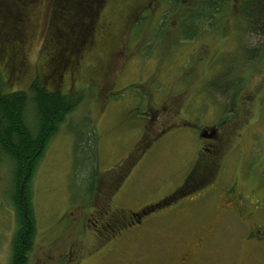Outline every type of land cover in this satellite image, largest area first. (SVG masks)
Segmentation results:
<instances>
[{"label":"rangeland","instance_id":"obj_1","mask_svg":"<svg viewBox=\"0 0 264 264\" xmlns=\"http://www.w3.org/2000/svg\"><path fill=\"white\" fill-rule=\"evenodd\" d=\"M54 7L55 0H35L25 3L21 10L9 0H0V79L5 91H29L39 80L50 91L83 97L49 143L31 183L37 233L28 264H159L189 250L195 264H264V250L243 242L245 226L239 225L236 218L226 220L215 204L211 207V203L194 202L183 208V214L173 207L157 209L143 225L133 228L136 233L126 227L130 210L145 209L180 184L201 147L199 132L207 127L217 129L218 135L232 130L222 158L223 170L238 178L247 196L264 207L263 38L248 33L245 21L239 18L234 19L228 31L230 26L219 17L222 31L218 35V52L196 55L190 49L163 55L175 69L173 78L186 75L187 79L176 88L183 94L180 120L193 123L166 134L152 152L138 161L139 152L135 154L133 150L144 132L138 123L145 115L135 109V100L142 93L137 84L127 85L141 82L139 66L132 64L131 70L118 83L115 81L117 92L105 102L101 76L112 50L89 53L78 73L70 76L74 67L71 55L50 61L53 44L59 45L52 39L45 46L46 19ZM125 8L108 14L118 27ZM205 13L211 14L209 10ZM109 45L114 43L109 41ZM157 47L148 51L156 52ZM254 50L257 58L251 60L249 53ZM152 56L146 70L155 65L156 55ZM163 63L160 60L159 67ZM173 78L158 82L163 93L169 90ZM27 118L35 122L31 107ZM92 130L98 135L93 149L88 140ZM77 136L83 142L79 148L75 146ZM146 137L142 145L150 136ZM202 152L208 153L205 149ZM96 155V173L105 175L95 183L91 167ZM125 156L127 160L107 174ZM12 168V162L0 153V264H10L17 231L11 199ZM131 169L123 191L114 201L109 200L106 189L111 178L117 179ZM112 214L117 221L102 228L100 222ZM254 221L264 224V211L250 223ZM207 237L209 243L198 247L197 241Z\"/></svg>","mask_w":264,"mask_h":264},{"label":"flooded vegetation","instance_id":"obj_2","mask_svg":"<svg viewBox=\"0 0 264 264\" xmlns=\"http://www.w3.org/2000/svg\"><path fill=\"white\" fill-rule=\"evenodd\" d=\"M251 2L252 0H104L88 30L91 41L87 46V54L101 53L107 48L112 50L101 76L106 92L105 102L106 98L114 96L117 92L115 91V81L118 83L120 77L131 70L132 64L139 66L138 73L141 82H131L127 85L128 87L137 84L136 87L142 93L135 100V109L142 111L145 115L138 123L144 132H142L133 150V153L136 152L135 154L139 152L138 161L142 159V156L145 158L147 154L152 152L155 145L167 136L166 134L193 123L192 120L188 119L180 120L183 103V99L180 98L183 97V94H180L176 88L178 83L182 82L181 80L187 79L185 78L186 75L173 78L175 69L171 67L172 64L168 65L165 62V57L162 56L173 54V51L174 53H186L190 49H192V54L196 55L218 52L220 49L217 42L218 35L222 31L219 29V17L223 18L230 26L228 31L232 30L231 25L234 19H242L246 23L248 33L264 40V32H257L251 28L250 18L246 13ZM121 7L126 8L118 27L115 20L109 18L108 14L110 12L118 13ZM207 10L211 14L207 15L205 13ZM120 28L122 29L117 31ZM229 37L232 36L229 35ZM109 41H112L114 46L109 45ZM154 46H158V51L149 52L148 49ZM116 49L120 52H117ZM152 55H156L155 65L146 70L145 67L151 62ZM210 59L212 64L213 55ZM160 60L164 63L159 67ZM72 66L74 67L70 76H75L74 72L77 71L78 73L81 65ZM172 78L169 90L163 93L164 89L158 82ZM157 83L159 86L157 85L155 89H152ZM199 134L201 147H199L192 165L183 175L180 184L161 200L145 209L138 212L130 210L127 229L132 228L136 233L137 231L133 228L137 229V226L143 225L144 221L150 218L149 216L153 215L157 209L173 207L174 211L183 214L185 211L183 208L192 205L194 202L195 205L201 202L206 205L211 203V207L214 204L220 206L221 215L226 217V220L236 218L239 225L245 226L246 233L243 242L246 241L254 247L264 250V224H258L255 221L250 223L257 214L264 211V207L260 202L247 196L238 178L226 174V170H223L222 158L227 149L228 139L233 135L232 130L224 132L223 135H218L217 129L207 127L201 129ZM147 135L150 136L148 142L142 145ZM201 139L208 143L202 142ZM141 147L144 148L140 150ZM204 149L208 153L203 154ZM126 160L127 157L125 156L118 163L112 165L107 174L119 168ZM134 163L136 164V162ZM135 164L131 166L132 169ZM132 169L127 174L119 175L117 179L111 178L106 189L110 193L109 200L114 201L123 191ZM104 175L95 173L94 182L96 183L98 178L100 179V176ZM95 191L98 194L97 188ZM115 216L112 214L111 217L113 218L111 219L110 215H107L104 223L100 222L101 227L103 226L102 228L105 229L108 225L113 224V221L116 222ZM166 216H168L167 213ZM97 224H99L98 221ZM208 241V237L200 238L197 241V246L203 247L209 243ZM159 264L195 263L189 250L179 256L162 260Z\"/></svg>","mask_w":264,"mask_h":264},{"label":"trees","instance_id":"obj_3","mask_svg":"<svg viewBox=\"0 0 264 264\" xmlns=\"http://www.w3.org/2000/svg\"><path fill=\"white\" fill-rule=\"evenodd\" d=\"M9 1L15 8L23 10L25 3L28 5L35 0ZM103 2L104 0H55V7L50 10L46 19L48 35L45 46L47 48L54 39L60 47L53 44L54 52L50 61L69 54L73 60L72 65L82 63L88 55L87 46L91 41L89 27ZM246 13L249 15L251 28L264 32V0H252ZM249 54L251 60L257 58L256 50ZM53 71L56 69L53 68ZM82 98L81 95L50 91L39 80L33 82L29 91L6 92L0 79V153L13 164L14 187L11 199L17 222L10 264L29 262L37 233L31 183L49 143L66 123L67 117L77 110ZM29 107L34 110V123L27 118ZM90 132L88 140L93 149L94 137L98 135L94 130ZM82 143L77 136L76 148ZM97 162L96 155L91 167L93 173H96Z\"/></svg>","mask_w":264,"mask_h":264}]
</instances>
